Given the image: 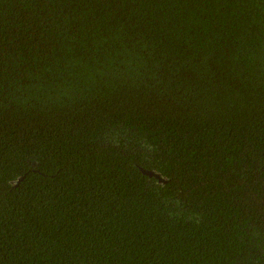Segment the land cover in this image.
Listing matches in <instances>:
<instances>
[{
    "label": "trees",
    "instance_id": "obj_1",
    "mask_svg": "<svg viewBox=\"0 0 264 264\" xmlns=\"http://www.w3.org/2000/svg\"><path fill=\"white\" fill-rule=\"evenodd\" d=\"M0 264H264V0H0Z\"/></svg>",
    "mask_w": 264,
    "mask_h": 264
},
{
    "label": "water",
    "instance_id": "obj_2",
    "mask_svg": "<svg viewBox=\"0 0 264 264\" xmlns=\"http://www.w3.org/2000/svg\"><path fill=\"white\" fill-rule=\"evenodd\" d=\"M141 171L143 172V174L148 175L149 177H154L159 182L165 183L164 180L158 174H155V173H152V172H148V171H145L143 169Z\"/></svg>",
    "mask_w": 264,
    "mask_h": 264
}]
</instances>
